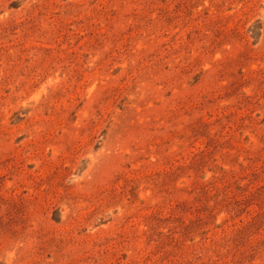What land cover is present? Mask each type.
Returning <instances> with one entry per match:
<instances>
[{
  "label": "rangeland",
  "instance_id": "obj_1",
  "mask_svg": "<svg viewBox=\"0 0 264 264\" xmlns=\"http://www.w3.org/2000/svg\"><path fill=\"white\" fill-rule=\"evenodd\" d=\"M0 264H264V0H0Z\"/></svg>",
  "mask_w": 264,
  "mask_h": 264
}]
</instances>
